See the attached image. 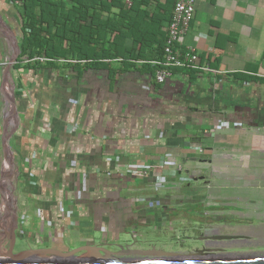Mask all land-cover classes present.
Wrapping results in <instances>:
<instances>
[{"label":"crops","instance_id":"0c3cea01","mask_svg":"<svg viewBox=\"0 0 264 264\" xmlns=\"http://www.w3.org/2000/svg\"><path fill=\"white\" fill-rule=\"evenodd\" d=\"M132 1L140 0L105 3L99 23L124 28L101 31L97 49L67 41L53 50L66 60L34 62L21 55L22 8L0 0V63L8 62L0 67V258L13 233L17 253L85 245L184 253L203 236L224 247L264 240L253 230L264 225V0H197L185 40L210 71L174 69L165 83L155 77L156 44L132 52ZM143 1L133 5L141 13L168 7ZM66 4L90 12L88 0ZM143 23L153 39L159 26L149 16ZM122 38L124 56L88 58ZM149 167L147 178L128 174Z\"/></svg>","mask_w":264,"mask_h":264},{"label":"trees","instance_id":"16d2710c","mask_svg":"<svg viewBox=\"0 0 264 264\" xmlns=\"http://www.w3.org/2000/svg\"><path fill=\"white\" fill-rule=\"evenodd\" d=\"M13 3L18 4L19 8H22V42H21V52L22 56L27 54L29 59L35 57H43L51 60H66L65 54L57 55L54 53V49L59 47L64 48L67 41L77 42L80 46H93L97 49V45L100 44L98 39L99 33L101 31L105 33H121L124 24L115 25L113 21H102L101 11L107 10L105 3H125L124 0H111L106 2L103 0H88L90 7L88 10L90 12L87 15L82 14L80 9H68L66 3H77L83 5L85 0H11ZM168 7L159 10L157 13H145L146 11H140L139 7H135V3H146L143 0L132 1L133 5L127 9L125 12L129 16V30L128 36L133 38L134 47L132 52H134L137 47H139V52L146 51L147 49L153 47L154 44L158 47L159 61L164 59V47L168 39V28L172 22L174 14L175 0H165ZM99 3L105 8L96 7ZM151 3V0L149 1ZM121 10L124 11V7L121 6ZM148 14V15H147ZM79 16V17H78ZM149 16L151 21V28L159 26L158 33H155L153 39H147L144 35L149 31L145 23V18ZM167 30L162 32L163 28ZM142 33L141 37L138 36ZM89 37L86 39L85 37ZM111 42V41H109ZM104 47L105 54H90L88 58L92 59H113L120 54L124 56L125 38L118 40L117 43ZM119 49H123L119 51ZM123 53V54H122ZM137 58L145 60L146 56H141L140 53ZM19 66V65H18ZM155 67V66H154ZM180 69V68H174ZM172 69V70H174ZM190 69V68H187ZM156 70V67H155ZM195 70V69H192Z\"/></svg>","mask_w":264,"mask_h":264},{"label":"water","instance_id":"95a60500","mask_svg":"<svg viewBox=\"0 0 264 264\" xmlns=\"http://www.w3.org/2000/svg\"><path fill=\"white\" fill-rule=\"evenodd\" d=\"M17 53L10 61V66L17 62ZM9 135L3 137V151L6 164L9 166ZM7 174L0 173L3 182ZM16 181L14 190H16ZM229 239V238H228ZM16 235L13 233L6 252V258H0V264H264V251L218 254L219 250L202 249L187 251L189 253L159 251L155 248L134 249L130 245L117 247V250L106 249L100 245H85L70 251L58 249L26 248L15 251Z\"/></svg>","mask_w":264,"mask_h":264},{"label":"built area","instance_id":"2783aa9c","mask_svg":"<svg viewBox=\"0 0 264 264\" xmlns=\"http://www.w3.org/2000/svg\"><path fill=\"white\" fill-rule=\"evenodd\" d=\"M197 0H175L174 14L172 22L168 28V39L164 47V60L154 61L156 67V81L165 83L171 76L174 68H190L195 70L210 71L199 65V55L193 46L186 44V36L191 28V23L195 15V5ZM28 61L47 62L49 59L35 57ZM7 63H0V67L7 66ZM220 124L216 128H223ZM154 167L132 168L128 174L141 179L149 177L153 173Z\"/></svg>","mask_w":264,"mask_h":264},{"label":"rangeland","instance_id":"374dc122","mask_svg":"<svg viewBox=\"0 0 264 264\" xmlns=\"http://www.w3.org/2000/svg\"><path fill=\"white\" fill-rule=\"evenodd\" d=\"M259 173L260 175H264V167H260L259 168ZM243 187V185H231L232 188H235V187ZM262 188H264V184L260 185ZM230 187V188H231ZM210 222H206V224H209ZM225 229V228H224ZM253 230H258V232L260 233L259 235L262 236L261 238L264 237V225L261 224L259 226H256L255 228H253ZM183 241V240H182ZM231 242V240H228ZM258 242L256 240H253V241H247L246 239H243L241 238L239 242H236V245H232V247H230V245L228 247H224L223 248V251L221 252H217L218 254H224L225 252L226 253H245V252H262L264 251V240L263 239H260V242L259 245L258 244H253V242ZM229 242V244H230ZM242 242H245V243H242ZM238 244V245H237ZM228 245V244H227ZM200 249H202V247H200ZM187 251H194V250H187ZM185 252L184 253H189V252Z\"/></svg>","mask_w":264,"mask_h":264},{"label":"flooded vegetation","instance_id":"af4514ba","mask_svg":"<svg viewBox=\"0 0 264 264\" xmlns=\"http://www.w3.org/2000/svg\"><path fill=\"white\" fill-rule=\"evenodd\" d=\"M196 239L202 240V242L204 243L203 246H202V244L200 245L201 247L206 246V248H208V249H214V250L216 249L219 251H223L222 248H224V244L226 243L224 241H221V239H213V241H211V240H209L210 237H205V236L200 237V238H196ZM213 247H215V248H213ZM196 249H200V248L197 247V248H194L193 250H196ZM173 252H177V251H173Z\"/></svg>","mask_w":264,"mask_h":264}]
</instances>
